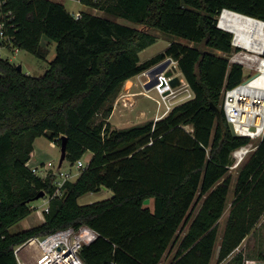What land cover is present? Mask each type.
<instances>
[{
	"label": "trees",
	"instance_id": "trees-1",
	"mask_svg": "<svg viewBox=\"0 0 264 264\" xmlns=\"http://www.w3.org/2000/svg\"><path fill=\"white\" fill-rule=\"evenodd\" d=\"M80 1L104 15L84 11L74 19L60 1L0 0V24L15 48L44 59L42 38L55 43L42 77L0 60V264H17L15 247L31 238L83 226L97 235L79 251L84 264H159L195 200L202 201L169 264H210L227 208L231 153L250 140L231 134L221 109L223 90L241 83L242 67L205 48L230 54L233 35L217 27L220 14L264 22V0ZM149 30L172 40L141 62L139 53L157 41ZM166 58L176 62L193 98L160 120L111 127L107 120L122 85ZM44 135L58 146L66 137L70 163L86 152L91 158L76 181H66L62 195L50 199L43 223L10 233L34 211L29 204L40 192L54 194V174L40 178L27 166L35 139ZM103 190L108 198L78 204ZM261 219L264 136L238 171L216 264H245L237 248ZM255 260L264 262V253Z\"/></svg>",
	"mask_w": 264,
	"mask_h": 264
},
{
	"label": "rangeland",
	"instance_id": "rangeland-1",
	"mask_svg": "<svg viewBox=\"0 0 264 264\" xmlns=\"http://www.w3.org/2000/svg\"><path fill=\"white\" fill-rule=\"evenodd\" d=\"M60 3L63 5L65 10L69 14L87 11V12H91L93 15H96V16L104 15L101 11L93 10L87 6L85 7L84 5L78 3L76 0H60ZM115 21L122 25L135 28L134 24L126 20L115 19ZM217 25H219V19H218ZM220 28L222 27L220 26ZM149 32L157 37V41L155 44H153L152 46L146 48L141 53H139V58L141 62H144L147 59L153 57L154 55L160 52H163L168 47L169 43L172 40L171 36L164 35L156 30H149ZM177 41L182 44L189 45V46L193 45V44H189L187 41L182 40V39L177 40ZM232 42L235 46L232 44L233 50L228 55H224L220 52H216V51L206 49V48L205 50L209 53H214V54L225 56L228 59L232 56H239L240 59H242L240 54H244L248 52H246V50L240 48L234 43V36H233ZM41 45L48 50V54L46 55L44 59L38 58L26 51L19 50L15 48L14 46L8 48V50H2L0 53V56L3 60L8 61L10 64L14 66L20 65L21 72L23 74L28 75V76H33V77H42L44 73L46 72V70H48L51 61L54 59L55 43L47 40L46 38H42ZM167 59L168 58H166L164 61H162L156 66L163 64ZM171 61L173 60L171 59ZM245 62L243 63L244 64L243 67L246 64L248 65L250 64L252 66L256 65V63L251 64L250 62L246 60ZM174 65L176 68L177 67L176 62H174ZM156 66L152 68H156ZM243 72H244V75H243L244 79H246L249 71H247L246 69L244 70L243 68ZM175 74H178V76L182 78V75L178 73L177 68H176ZM145 80L146 78L140 74L136 76L135 78H133L132 81H127L122 85L113 103V110L115 109V112L113 116H110V119L108 118L107 120V122L111 125V127L116 128V129H125V128H129L132 126L143 124L147 121H150L151 119L153 120L156 114V110H157V103L155 102V99L158 100L159 98L155 91L153 90L145 91L144 90V88L141 86V83L144 82ZM182 95L183 94L178 95L172 105H175V104H178V102H181L180 98L182 97ZM124 96H127V97H124ZM127 98H129V100H127ZM222 100H223V96H222ZM252 153L253 152L249 153L245 157V159L242 161L239 167L234 168V169L229 168L228 175L231 178V186H230V190L227 195V203L230 202V200L233 197V187L236 182L238 171L241 168V166L248 160L249 156ZM59 157H60V146H58V144L55 141L49 140L48 137L44 135V136H41L35 139L33 143V153L31 155V159L27 163V166L31 168H35L36 175L40 178H44L48 174H54L55 179L58 178V180H61L60 176H58L59 175L58 173H63V174H69V181L71 182L76 181V179L79 176V168H77L76 166L77 162L70 163L67 159H65L61 165V168L57 171L56 169L58 166ZM90 158H91L90 152H86L80 158V161L82 162L83 166H86L88 164ZM109 196L110 194L104 190L99 193L85 194L84 196L78 199V204L85 205V204L97 202V201L106 199ZM46 200H48V195H45L43 198L35 200L29 204L31 208L35 209V211H33L26 218L27 222L31 226H36V225L41 224L40 223L41 221L38 219V214L36 213V211L37 210L40 211L42 207L46 206ZM201 201L202 200H195L194 207L191 213V217L187 225H183L181 229H179L176 235L177 242L173 243L167 249V251L165 252L159 264H169L172 256L174 255L177 249L179 240L185 234L187 230V226L190 223L193 216L196 214L201 204ZM146 204L151 210L153 209L152 200H149V202H147ZM227 211H228V208L225 210L224 214L222 215V217L219 219V222H218L217 238L215 241L210 264H216L218 249H219L222 233H223L225 223L227 220V216H228ZM24 224H25L24 221L23 222L20 221L18 224L12 226L9 229V232L16 233L18 231L25 229ZM240 250L243 251V253L246 256L245 264L251 262V260L256 259L259 255L264 253V222L262 221V219L259 220L254 231H252L251 234L248 235V237H246L245 241L242 242V247ZM35 254H36L35 246H30V245L23 247L19 252L20 257L23 260H26L28 257L35 255Z\"/></svg>",
	"mask_w": 264,
	"mask_h": 264
},
{
	"label": "built area",
	"instance_id": "built-area-1",
	"mask_svg": "<svg viewBox=\"0 0 264 264\" xmlns=\"http://www.w3.org/2000/svg\"><path fill=\"white\" fill-rule=\"evenodd\" d=\"M76 1L82 4L80 0ZM98 1L99 0H93V2ZM8 15L10 14L8 13ZM71 15L74 19H79L81 17V12H76ZM262 24L264 26L263 21ZM12 46L13 44L11 43L10 38L4 33L2 25L0 24V53L2 50H8V48ZM263 53L264 46L260 54L262 61H264ZM1 59L2 58L0 56V60ZM228 63L229 65H240L242 67L243 75V68L244 70L246 69L249 71L247 78L244 79L243 76V79L239 85L231 89L223 90V100L221 103V109L226 122L232 127L235 136L248 138L250 140L246 145L235 149L231 153L232 163L229 168L234 169L239 167V165L249 153L255 151L258 142L264 136V84L262 80L259 79L261 77L262 71L258 65L251 66L250 64H246L243 67L244 62L237 59V56L230 57L228 59ZM174 68V62L171 61L161 73H156L153 78L151 77L150 70L141 73V75L146 78V80L142 82V87L144 90L155 91L159 98L158 100L155 99V102L157 103V110L153 121L160 120L161 118L168 115L174 106L185 102V100L187 101L193 98V93L189 89L188 84L183 77L181 78L178 76V74L173 72ZM171 71L173 73L172 76L166 77L165 73ZM175 76L179 77L180 84L177 87L172 88L169 81ZM154 80H156L157 84L148 90L145 89V85L153 82ZM180 94H183L180 98L181 102L172 105L174 100ZM257 119H262L260 124L256 123ZM187 129L191 130L190 128ZM76 166L79 168L80 172L87 165L83 166L79 159ZM29 168L31 172L36 175V169L31 167ZM58 174L61 180L56 178L53 182L55 186L54 194L52 196H48V200H46V206L42 207L40 211H36L38 214V219L42 221L41 223L44 222L43 213L48 212L50 199L53 197H60V195H62L61 193L63 184L66 181H69V174ZM23 221L25 223V229L32 227L27 222L26 218L23 219ZM96 237V233L88 227L83 226L79 229L69 227L62 230H57L44 237L31 238L27 240L21 245L15 247L14 256L17 264H84L79 258V251L83 245L91 243ZM29 245L35 246L36 254L28 257L26 260H23L21 259L19 252L23 247Z\"/></svg>",
	"mask_w": 264,
	"mask_h": 264
},
{
	"label": "bare ground",
	"instance_id": "bare-ground-1",
	"mask_svg": "<svg viewBox=\"0 0 264 264\" xmlns=\"http://www.w3.org/2000/svg\"><path fill=\"white\" fill-rule=\"evenodd\" d=\"M219 25L222 27L221 29L233 34L234 43L237 46L248 52L240 54L242 59H240L239 56H237V59L244 62L246 60L251 64L256 63V65L260 67L262 74L259 79H261L264 84V61L260 58L264 46L263 24L246 16L223 10L219 16ZM155 72L156 71H153V74L151 73L152 78ZM261 121L262 119H257L256 123L260 124Z\"/></svg>",
	"mask_w": 264,
	"mask_h": 264
},
{
	"label": "water",
	"instance_id": "water-1",
	"mask_svg": "<svg viewBox=\"0 0 264 264\" xmlns=\"http://www.w3.org/2000/svg\"><path fill=\"white\" fill-rule=\"evenodd\" d=\"M240 15V14H239ZM244 16V15H243ZM247 17V16H246ZM248 18H250V17H248ZM251 19H254V18H251ZM254 20H256V21H258V22H261L262 23V21H260V20H257V19H254ZM217 27L218 28H220V26L219 25H217ZM221 29V28H220ZM223 30V29H222ZM224 31H226V30H224ZM233 41V40H232ZM232 44H233V42H232ZM170 62H171V59L170 58H168L163 64H161V65H159V66H156V68H152V69H150V73H152L153 71H156L154 74H156V73H161L163 70H164V68L167 66V65H169L170 64ZM16 67V70L18 71V72H21V66L20 65H17V66H15ZM176 71V69L174 68L173 69V72H175ZM153 74V73H152ZM172 71L171 72H166L165 73V76L166 77H171L172 76ZM169 83H170V85L172 86V88H175V87H177L179 84H180V80H179V77L178 76H175V77H172L171 78V80L169 81ZM155 84H157V82H156V80H154L153 82H151V83H149V84H146L145 85V89H150V88H152V86H154ZM210 106H211V108L215 111V113H216V116H217V118H219L220 117V112H219V109L217 108V107H215V106H213L212 104H210ZM229 128H230V131H231V134L233 135V136H235V133H234V131H233V129H232V127L229 125ZM66 159V137H62L61 138V144H60V157H59V160H58V166H57V171L61 168V165H62V163H63V161ZM45 196V193L44 192H40L36 197H35V199H34V201L35 200H38V199H40V198H43ZM248 264H264V262H261V261H251V262H249Z\"/></svg>",
	"mask_w": 264,
	"mask_h": 264
},
{
	"label": "crops",
	"instance_id": "crops-1",
	"mask_svg": "<svg viewBox=\"0 0 264 264\" xmlns=\"http://www.w3.org/2000/svg\"><path fill=\"white\" fill-rule=\"evenodd\" d=\"M141 61V60H140ZM178 73H179V71H178ZM136 77V76H135ZM135 77H133V78H135ZM133 78H131V79H129V80H127V81H132V79ZM126 81V82H127ZM136 84V83H135ZM141 86H142V83H141ZM124 97H127V96H124ZM126 99V98H125ZM127 100H129V98H127ZM126 101V100H125ZM127 103V102H126ZM114 112H115V109L112 111V113H111V115L110 116H113V114H114ZM154 118H155V116H154ZM154 118H153V120H154ZM109 119H110V117H109ZM152 120V119H151ZM110 194V193H109ZM232 200V199H231ZM231 200H230V202H228L227 203V208H228V211H227V213L229 212V207H230V203H231ZM226 208V209H227ZM225 209V210H226ZM225 212V211H224ZM224 214V213H223ZM228 215V214H227ZM27 220V219H26ZM23 221V220H22ZM42 222V221H41ZM40 222V223H41ZM254 231V230H253ZM248 237V236H247ZM246 239V238H245ZM245 239L243 240V242L245 241ZM241 247H242V243H241V245H240V247L239 248H237V251H239L240 249H241ZM251 261H255V259H253V260H251ZM257 261V260H256Z\"/></svg>",
	"mask_w": 264,
	"mask_h": 264
}]
</instances>
